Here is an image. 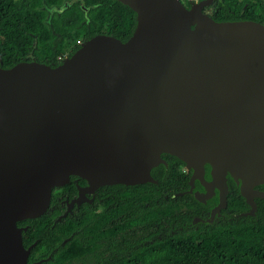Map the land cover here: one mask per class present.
I'll return each mask as SVG.
<instances>
[{"label":"water","instance_id":"water-1","mask_svg":"<svg viewBox=\"0 0 264 264\" xmlns=\"http://www.w3.org/2000/svg\"><path fill=\"white\" fill-rule=\"evenodd\" d=\"M115 1L135 15L125 42L98 34L56 67L0 68V264H26L17 223L41 217L71 176L94 189L157 184L151 171L174 157L191 172L176 196L217 193L206 224L229 180L245 215L264 198V25L214 21L202 13L214 0Z\"/></svg>","mask_w":264,"mask_h":264},{"label":"trees","instance_id":"trees-1","mask_svg":"<svg viewBox=\"0 0 264 264\" xmlns=\"http://www.w3.org/2000/svg\"><path fill=\"white\" fill-rule=\"evenodd\" d=\"M41 1L36 0L31 10L3 20L1 27L5 34L2 36L6 42L0 50V68L9 69L23 63L20 61L29 52L23 48L24 43L32 41L28 33L36 38L39 46L33 51L35 59L31 61L56 67L61 63L58 58L71 56L79 48V42L98 34L125 42L135 26L134 13L115 0H81L80 9L75 4H67V0H44L50 9L68 6L54 18L46 15L45 25V13L35 9V6H41ZM87 7H90L88 14ZM245 20L264 25V0L220 2L219 22ZM56 35V43H52L50 39ZM162 158L167 162V168L160 165L151 173L157 184L125 189L124 186H112L125 191L127 218L132 221L128 227L142 225L145 242L129 251L125 258L116 260L117 264H264V211L259 210L250 220L229 223L224 218L222 223L220 220L212 226L195 228L191 220L203 209L201 204L192 195L176 196L185 192L188 174L183 172V164L174 157L162 155ZM231 189L234 195L227 200L228 207L242 211L246 204L237 195V189L234 186ZM137 206L140 213L135 212ZM32 227L36 229L38 226ZM154 228H158L159 238H153ZM85 232H81V235L85 234L78 247L80 255L88 252L92 245L94 249L98 241L93 228Z\"/></svg>","mask_w":264,"mask_h":264},{"label":"flooded vegetation","instance_id":"flooded-vegetation-1","mask_svg":"<svg viewBox=\"0 0 264 264\" xmlns=\"http://www.w3.org/2000/svg\"><path fill=\"white\" fill-rule=\"evenodd\" d=\"M221 1L214 0L211 5L202 9V13L219 22V4ZM66 3L71 6L75 4L78 9L83 5L81 0H67ZM35 4L36 0H0V50L6 42L5 36H2V34H5L4 29L1 27L3 20L13 18L21 11L31 10ZM35 9L45 13V25L47 24V20L45 21L46 15L48 17L52 15L51 18L57 16L55 11L50 13L52 8L50 9L45 5L44 0L41 1V6H35ZM89 10L90 7H87V14ZM28 35L32 38V41L26 40L23 48L29 52L20 62H30L35 59L33 51L39 49L36 38L30 33ZM56 38L57 35L51 38L50 41L56 43ZM65 57L67 55L59 57L58 60L62 61ZM183 172L188 174L187 190L189 189L188 181L191 172L187 171L184 165ZM228 183L230 191L227 200L234 195V191L231 189L234 185L230 180ZM125 187L128 186H124V189ZM256 190L264 192V184L257 186ZM194 191H202L198 181L194 182ZM237 195H239L238 189ZM126 200V193L121 188L103 186L94 189L89 186L86 180L71 176L67 184L56 187L51 191L48 208L42 215L44 216L43 219L38 217L17 223V228L21 230L23 249L29 251L26 264H117L116 260L125 258L129 251L131 252L145 243L142 225L135 224L128 227V224L132 221L127 218ZM254 201L256 214L259 210L263 212L264 198L258 197ZM217 203L218 197L215 192L211 199L205 204H201L203 209L199 211L197 216L192 218V220L197 219V223L194 224L195 228L202 225L212 226L220 220H222L220 222L222 223L224 218L229 223L253 218L245 215L249 210L247 205L245 209L239 211L229 208L227 201L226 207L219 212L220 215H215L210 224L204 223L203 221L210 218L211 211ZM140 210L137 206L135 212L140 213ZM102 216L104 218H101ZM192 220L191 222H193ZM34 225L38 227L33 229L32 226ZM90 228H93L98 239L97 245L94 249H92L93 245L90 246L88 252L80 255L79 244L83 241L85 231H89ZM154 229L153 238H159L158 228ZM34 232L38 235H34ZM81 232L85 233L81 235Z\"/></svg>","mask_w":264,"mask_h":264},{"label":"built area","instance_id":"built-area-1","mask_svg":"<svg viewBox=\"0 0 264 264\" xmlns=\"http://www.w3.org/2000/svg\"><path fill=\"white\" fill-rule=\"evenodd\" d=\"M178 1L183 7L188 8V6L191 3H198L200 0H178Z\"/></svg>","mask_w":264,"mask_h":264}]
</instances>
